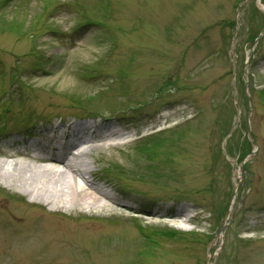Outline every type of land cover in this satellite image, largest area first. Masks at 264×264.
I'll return each mask as SVG.
<instances>
[{
	"label": "rangeland",
	"instance_id": "obj_1",
	"mask_svg": "<svg viewBox=\"0 0 264 264\" xmlns=\"http://www.w3.org/2000/svg\"><path fill=\"white\" fill-rule=\"evenodd\" d=\"M263 23L262 0H0V148L88 109L74 122L106 117L130 140L88 155L97 178L165 212L130 216L144 239L0 181V264H264V35L245 67Z\"/></svg>",
	"mask_w": 264,
	"mask_h": 264
},
{
	"label": "bare ground",
	"instance_id": "obj_2",
	"mask_svg": "<svg viewBox=\"0 0 264 264\" xmlns=\"http://www.w3.org/2000/svg\"><path fill=\"white\" fill-rule=\"evenodd\" d=\"M112 125L113 122L109 121L72 127L59 125L41 133L44 142H33L21 152L0 149V181L8 187L22 189L30 198L44 200L53 209L65 207L68 212L93 211L120 219H127L135 211H140L149 213L151 218H163L165 213L134 206L111 194L104 188L105 183L99 185L97 178L86 177L93 174L92 165L96 162L95 159L88 161V155L104 149L113 150L130 142L125 133ZM60 131L62 133L58 134ZM170 214L183 217L181 209ZM186 220L184 217L183 222Z\"/></svg>",
	"mask_w": 264,
	"mask_h": 264
}]
</instances>
